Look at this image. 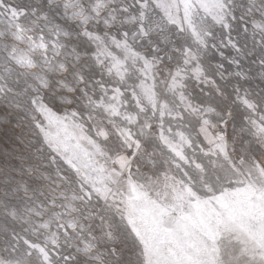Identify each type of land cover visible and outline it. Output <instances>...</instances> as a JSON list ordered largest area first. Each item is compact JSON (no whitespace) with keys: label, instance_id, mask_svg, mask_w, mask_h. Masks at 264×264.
<instances>
[{"label":"rangeland","instance_id":"1","mask_svg":"<svg viewBox=\"0 0 264 264\" xmlns=\"http://www.w3.org/2000/svg\"><path fill=\"white\" fill-rule=\"evenodd\" d=\"M214 21L231 29L209 31ZM210 33L257 54L264 0H0V264H46L29 243L57 237L37 200L44 189L76 193L66 161L113 190L95 166L105 160L147 202L130 210L118 191L112 205L77 195L83 229L58 237L66 264H264V175L250 160L240 175L248 156L232 151L226 119L247 82L191 79L194 59L208 74L238 67L220 45L203 47Z\"/></svg>","mask_w":264,"mask_h":264},{"label":"crops","instance_id":"2","mask_svg":"<svg viewBox=\"0 0 264 264\" xmlns=\"http://www.w3.org/2000/svg\"><path fill=\"white\" fill-rule=\"evenodd\" d=\"M220 15V14H219ZM246 22V25H250L251 27L255 28V25L257 28L261 29L263 27L262 20L256 21L255 23L252 20L245 19L244 22H241L242 24ZM209 31L211 30H224L229 31L231 27L229 28L228 25L225 23L217 24L216 21L210 23ZM244 25V24H243ZM176 26V25H175ZM194 26V25H193ZM179 26H176V30L180 32L181 30L178 28ZM195 29L189 31L198 33L201 29L197 26H194ZM188 32V31H187ZM164 33H167V31H164ZM233 34V33H232ZM211 33L208 38H211ZM213 38H211L212 40ZM180 42V41H179ZM218 45L220 47L226 49V53H223L226 58V62L228 64H235L236 68L231 69L230 71H227L224 73V71H221L220 69H217L216 65H211V67L214 66L213 72L208 74L204 72L201 68V62L197 60H192V62L196 65V70L192 74L191 79L195 81V84H200L201 80L208 79L211 80L213 85L214 81H216L219 77H239L244 78V80L247 82L244 87V90H242V94H239V90L237 87V91L233 93L232 100L230 101V105L228 106V110L230 111L229 115H227L226 119L229 120V126L232 134V139L230 140V145L233 147L232 151L235 148L237 157H243L242 153H247L248 157H244L243 160L239 159V163L241 164L239 167V173L240 175L243 173V164L245 160H250L253 162L252 164L256 167L257 171H260L264 175V92H262L257 98L253 97L249 94L250 89H256L258 86L264 85V38L263 41H261L260 44L256 43L257 47V54H254L250 51L244 52L243 49H240V44L235 40L232 35L230 36L226 35L224 39L220 40H212L208 46L203 45L204 48H209L210 52L217 54V48ZM230 47V50H233L234 48L237 50L235 52V55L237 56V59L231 58L230 55H227V49ZM240 49V50H239ZM256 51V49H255ZM219 59V57H217ZM250 61L253 62L255 65H257V68H251L249 66L246 67L247 62ZM242 62H246V65H244ZM218 67V66H217ZM246 67V68H245ZM189 78V76H187ZM252 79V85L249 80ZM201 83L204 84L202 81ZM218 83V82H217ZM197 91H193L192 93L187 95L193 94ZM216 96H220V90L217 89L215 91ZM186 104V102H185ZM185 104H182L183 107H185ZM218 105V104H217ZM199 107V106H198ZM207 107V106H204ZM200 108V107H199ZM218 108H221V106H213L212 109L214 111L219 110ZM239 111V112H238ZM241 114V115H240ZM236 119H240L239 125L237 126ZM242 142L243 146H249V148H256L260 150V154H253L251 151L245 152L244 148L240 147ZM227 148H229V144H225ZM92 148V147H91ZM60 150L59 148H57ZM174 149L176 151L177 146H174ZM94 150V149H93ZM59 152V151H58ZM180 155V154H179ZM178 157V156H177ZM180 158V157H178ZM242 161V162H241ZM103 165L99 162H96V165L98 168H101L103 171H106L108 174L106 176V182L110 181L115 183L114 189L111 190L112 186L107 185L103 187L104 182L98 181L97 183L93 180L87 178L84 170L79 167H77L74 163H70L69 161H66L67 167L77 176L80 178V184L77 186V191L75 194H72L70 197L68 194H65L64 192L59 189L58 191L55 190L54 194L50 195L44 189V193L41 195V197L37 200L38 204L37 207L34 208V212L43 219L41 222L42 224H45L46 229L50 230L52 234L56 235L57 239L51 241L55 242V244L50 243H29L31 247H33L36 251H39L41 253V257L43 260H45L46 264H66L70 259V257L66 254H63L60 251L61 242L59 241L58 237L63 236L65 233L70 232H80L82 229L79 228V217L81 213L78 211V204L79 201L83 197V195L86 197L88 195L86 194H92L94 195L97 202L101 203H107L112 205L110 199L113 195L114 191H118L121 196L124 197V205L126 208H129L130 210L136 209L138 207L141 208V206H144V204L147 202V200L144 199V196L140 197L137 192V188L134 186L133 182L130 178L122 180L120 179L118 171L113 167L107 164L106 160L103 161ZM125 163V164H124ZM124 164V165H123ZM123 167L126 165V162L122 160ZM121 176H123L121 174ZM158 183L155 182L154 186H156ZM148 187V184H146ZM128 187L131 188L132 192L134 193V197L130 196L128 194ZM151 189V188H149ZM107 191V192H106ZM83 192V195H82ZM79 197H78V196ZM139 201V202H138ZM82 202V201H81ZM156 203V202H154ZM139 209V210H140ZM142 212V211H141ZM171 220H170V219ZM167 221L172 222V220H175V218L168 216ZM165 220V221H166ZM131 224V223H130ZM129 224V228L132 232H134V238L137 242H143V235L141 234V231L136 228L133 225ZM70 225L72 227H70ZM89 237H93V235L89 234ZM93 239V238H92ZM96 243V242H94ZM46 253V254H45ZM45 254V256H44Z\"/></svg>","mask_w":264,"mask_h":264},{"label":"bare ground","instance_id":"3","mask_svg":"<svg viewBox=\"0 0 264 264\" xmlns=\"http://www.w3.org/2000/svg\"><path fill=\"white\" fill-rule=\"evenodd\" d=\"M127 190H128V194H129L130 196H132L133 192H132L131 188L128 187ZM169 219H170V218H169ZM170 220H171V219H170ZM171 223H172V224H175L174 221H172ZM171 223L167 221V225H170ZM177 225L180 226V224H177ZM235 226H236V225H235ZM237 226H238V223H237ZM238 228H239V227H238ZM238 228H237L236 230H238ZM242 230H243V228H242ZM201 232H202V231H201ZM236 233H237V232H236ZM177 234H178V233H177ZM244 235H245V234H244ZM247 235H248V234H247ZM237 236H240V235L238 234ZM245 237H246V235L244 236V238H245ZM250 237H251V236H250ZM241 239H243V238H241ZM246 239H247V237H246ZM246 239H243V240H246ZM249 239H250V238H249ZM246 241H247V240H246ZM251 241H252V240H251ZM251 241H250V242H251ZM241 242H242V241H241ZM247 242H249V240H248ZM242 243H243V242H242ZM245 244H246V243H245ZM240 245H241V244H240ZM244 247H245V246H244ZM246 250H248L247 247H246ZM228 261H229V260H228ZM230 261H231V260H230ZM221 264H223V262H222ZM224 264H225V262H224Z\"/></svg>","mask_w":264,"mask_h":264}]
</instances>
